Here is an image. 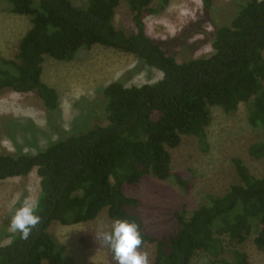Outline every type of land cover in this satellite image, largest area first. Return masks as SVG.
<instances>
[{"label":"trees","instance_id":"16d2710c","mask_svg":"<svg viewBox=\"0 0 264 264\" xmlns=\"http://www.w3.org/2000/svg\"><path fill=\"white\" fill-rule=\"evenodd\" d=\"M7 1L32 26L15 58L0 57V93L35 92L58 138L34 153H0V180L37 169L42 217L27 241L19 233L7 234L11 241L0 247V264H73L50 226L55 221L72 225L94 220L103 210L112 220L120 217L139 225L141 248L156 246L155 264H191L199 252L210 255L209 264H249L239 250L233 249L229 259L220 256L227 250V238L242 243L252 234L264 251V176L252 174L239 158L233 159L238 182L190 215L183 207L175 210L174 226L159 234L147 230L140 199L124 190L149 177H174L185 185L172 169L170 149L183 136H195L205 145L212 106L233 113L241 102L247 103L250 124L263 134L249 152L264 158V0L239 1L229 23L215 18L214 0H202L201 21H209L212 30L195 23L197 28H184L173 41L180 46L189 36L203 34L213 52L183 61L146 31L145 18L162 13L170 0L156 5L154 0H126L136 27L131 32L115 24L120 0H86L83 5L72 0ZM96 44L136 56L139 65L159 70L162 77L151 84L128 85L130 73L102 86V101L91 111L93 125L70 133L58 119L59 94L43 80V65L46 57L69 61ZM101 118L107 124L97 123ZM0 123L14 137L19 124L8 117H0ZM9 221L10 215L4 224Z\"/></svg>","mask_w":264,"mask_h":264},{"label":"rangeland","instance_id":"374dc122","mask_svg":"<svg viewBox=\"0 0 264 264\" xmlns=\"http://www.w3.org/2000/svg\"><path fill=\"white\" fill-rule=\"evenodd\" d=\"M72 1L83 5L86 0ZM239 1L245 3L248 0H214L213 13L217 21L229 23L236 14L232 7L239 6ZM157 2L154 0V5ZM204 17L202 0H170L162 13L145 18L146 31L179 61L207 57L213 48L203 34L189 36L180 46L173 41L184 28L192 24L197 28L195 23L212 30L209 21L202 23ZM115 24L130 32L136 30L126 0H120ZM31 26L28 16L14 13L7 0H0V57L15 58L20 41ZM130 73L133 75L129 77L128 85L151 84L162 77L159 70L139 65L136 56L96 44L80 50L69 61L46 57L42 78L58 91L61 107L58 119H61L63 128L70 133H79L91 124L95 113L91 115V111L102 101L100 88ZM211 113L204 146L195 136H183L180 145L170 149L172 169L175 176L179 174L186 180L185 185L174 177L169 180L149 177L124 187L126 193L140 199L146 228L152 234L174 226L175 210L183 207L190 215L202 204L209 203L212 195H223L238 182L233 159H241L252 174L264 176V158H256L249 152L252 144L263 140V134L249 122L248 104L241 102L233 113L212 106ZM0 117H8L16 126L19 124L11 137L0 123V153H34L58 138L49 128L44 104L35 92L19 93L11 89L1 92ZM97 123L105 125L107 120L101 118ZM40 180L36 168L28 176L0 180V247L11 241L7 236L11 232L4 221L11 215L14 203L27 195L38 198ZM111 221L107 210H103L96 219L78 224L63 225L55 221L49 231L73 264H115L111 251L94 239L98 223L109 225ZM226 246L221 259H229L234 250H239L247 255L249 264H264V251L255 245L254 234L242 243L227 238ZM141 250L147 251L151 264H155V244H146ZM210 258L206 252H199L191 264H209Z\"/></svg>","mask_w":264,"mask_h":264},{"label":"clouds","instance_id":"9594fccd","mask_svg":"<svg viewBox=\"0 0 264 264\" xmlns=\"http://www.w3.org/2000/svg\"><path fill=\"white\" fill-rule=\"evenodd\" d=\"M39 204V199L32 195L18 199L10 210L7 230L19 233L20 239L27 241L33 229L38 230L42 222L38 214ZM94 239L111 251L115 264H151L149 253L141 250L143 238L139 225L134 221L117 217L109 225L100 222L94 230Z\"/></svg>","mask_w":264,"mask_h":264}]
</instances>
